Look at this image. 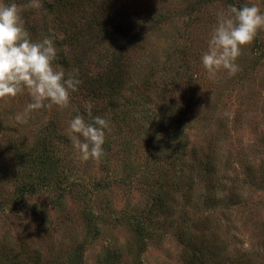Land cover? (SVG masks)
I'll return each mask as SVG.
<instances>
[{
	"label": "rangeland",
	"instance_id": "rangeland-1",
	"mask_svg": "<svg viewBox=\"0 0 264 264\" xmlns=\"http://www.w3.org/2000/svg\"><path fill=\"white\" fill-rule=\"evenodd\" d=\"M38 4L21 10L34 42L47 37ZM111 4L138 36L113 109L90 118L89 101L70 95L20 122L28 91L0 100V264H201L209 250L206 264H264V29L234 76L210 79L201 63L217 12H264V0ZM76 115L109 122L100 159L78 158L66 131Z\"/></svg>",
	"mask_w": 264,
	"mask_h": 264
},
{
	"label": "clouds",
	"instance_id": "clouds-1",
	"mask_svg": "<svg viewBox=\"0 0 264 264\" xmlns=\"http://www.w3.org/2000/svg\"><path fill=\"white\" fill-rule=\"evenodd\" d=\"M38 6V0H28L22 6L0 0V100L28 91L31 102L22 114L17 115L16 119L20 122L36 110H50L54 105L60 109L67 108L70 93L77 91L80 84L73 73L65 78L63 70L53 67L57 53L52 38L31 40L21 10ZM260 29H264V12L255 4H245L240 8L228 5L217 12L207 50L201 56L209 78L214 79L221 70L229 76L239 72L236 61L241 50L254 40ZM75 71L78 73V70ZM91 109V104H88L86 111L90 118ZM108 128L109 122L100 116L92 118L91 123L82 115L68 121L66 131L79 159L98 160L104 155L105 129Z\"/></svg>",
	"mask_w": 264,
	"mask_h": 264
},
{
	"label": "trees",
	"instance_id": "trees-1",
	"mask_svg": "<svg viewBox=\"0 0 264 264\" xmlns=\"http://www.w3.org/2000/svg\"><path fill=\"white\" fill-rule=\"evenodd\" d=\"M41 1L42 28L58 47L65 78L73 73L80 81L78 90L70 95L86 98L92 116L102 103L113 109L135 72L138 46L134 39L138 36L126 37L117 9L112 7L113 0ZM207 255H211L210 250L202 255L201 264H206ZM10 262L28 264L25 259ZM226 264L250 263L234 259Z\"/></svg>",
	"mask_w": 264,
	"mask_h": 264
}]
</instances>
